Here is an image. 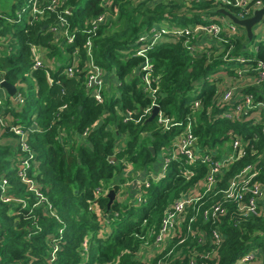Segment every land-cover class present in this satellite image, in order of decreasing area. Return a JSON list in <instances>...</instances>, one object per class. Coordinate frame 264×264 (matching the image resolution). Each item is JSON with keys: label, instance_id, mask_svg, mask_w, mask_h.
I'll use <instances>...</instances> for the list:
<instances>
[{"label": "trees", "instance_id": "16d2710c", "mask_svg": "<svg viewBox=\"0 0 264 264\" xmlns=\"http://www.w3.org/2000/svg\"><path fill=\"white\" fill-rule=\"evenodd\" d=\"M26 2L12 0L13 14ZM63 6L70 8L68 25L75 37L61 47L47 26L54 23ZM63 6L55 11L46 10L42 19L31 22L13 23L0 18V70L23 96L21 104L5 108L2 115L6 125L0 126V179L6 177L14 193L27 201L26 208H21L0 199V264H50L48 253L55 237L59 249L51 264H146L141 262L140 253L148 232H158L165 209L204 178L207 163L186 164L183 155L170 159L163 175L150 178L149 185L142 187L144 200L139 204L114 200L108 206V197H96V188L118 176L124 168L123 161H129L135 169H149L157 154L170 147L182 132L194 99L201 101L193 124L199 149L211 153L236 137L249 144L247 154L229 166L219 187H226L232 176L252 162L259 170L258 179L263 181L264 119L257 123L224 115L230 108L222 100V93L236 81L234 65L238 63L226 62L222 56L231 47L230 55L264 61V43L259 42L252 53L247 49L248 37L244 32L239 37H225L224 49L210 46L194 55L186 48V43L192 41L190 35L169 37L150 48L147 56L153 65L151 75L157 78V103L164 116L182 123L162 130L157 118L146 117L136 122L150 103L138 73L144 59L135 55L140 47L136 39L142 30L160 21L181 27L204 23L208 17L218 21L223 9L220 4L215 0H65ZM224 8L233 14L238 12L235 7ZM105 10L109 12L108 19L91 35L93 59L103 70L113 73L119 84L117 94H106L104 101L98 103L84 87L85 30L91 19ZM32 45L44 47L46 61L54 62L49 78L43 68H32ZM76 50L81 70L68 77L64 70ZM220 73L232 79L231 83L222 85ZM243 91L264 101V82L260 89L248 86ZM127 112L131 118L124 120ZM33 116L38 125L28 136V144L35 153L36 164L28 169V174L58 218L48 213L45 204L28 213L36 198L16 175L19 150L16 136L7 124H29ZM99 120L102 123L95 128ZM85 131L81 141L72 139L68 144L67 139L61 138L62 133L71 138ZM118 138L123 140L122 145L116 144ZM185 168L196 172L188 180L181 172ZM113 188L117 191L119 185L114 184ZM219 198L222 199L220 194L204 198L200 210ZM226 207L219 224L223 241L215 255L200 257V253L211 252L214 247L209 243L200 245L191 236L179 243L182 231L148 264H158L159 260V264H192L191 259L195 264H237L250 252L264 251V212L239 219L234 203L229 202ZM101 214H107V218ZM105 225L106 232L102 229ZM195 225H200L208 235L214 227L210 221L203 223L201 215ZM60 227L62 233L58 234ZM151 235L149 241L154 238ZM86 237L88 244L84 250L82 242ZM170 248L171 254L165 256Z\"/></svg>", "mask_w": 264, "mask_h": 264}, {"label": "built area", "instance_id": "2783aa9c", "mask_svg": "<svg viewBox=\"0 0 264 264\" xmlns=\"http://www.w3.org/2000/svg\"><path fill=\"white\" fill-rule=\"evenodd\" d=\"M65 0H27L26 4L19 8L14 17L8 15H2L0 18H4L7 22H22L26 20L31 22L33 19H42L46 14V10L55 11L56 8L63 6ZM168 1V0H164ZM203 1V0H195ZM220 4V8L224 6H231L238 9L237 14H234L239 19H244L253 15L254 11L264 6V0H215ZM70 12V8L63 6V9L59 11L55 17L54 23L47 26V31L53 33L56 40H63L64 43H71L74 40L75 35L69 30L67 15ZM233 14V13H232ZM109 17V12H104L94 16L89 27L85 30L87 37L85 39L86 57L84 60L83 69L84 74V87L89 96L94 98L96 102L102 103L105 95L107 94L106 82L104 79L107 73L100 66L94 63L93 59V42L91 35L96 32L98 27L102 25ZM204 23L196 24L189 27H181L173 22L160 21L153 24L150 28L142 30L136 43L140 44V47L136 50L135 55L143 57V62L138 69V73L141 74V81L144 91L150 99L149 105L142 109L137 121L142 118L149 117L152 109L157 106L159 108L155 118L162 130H167L172 126L181 125V122H176L170 117L163 115L157 103V96L159 92L158 85L156 84V77H152L151 71L153 68L150 58L147 56V52L154 45L169 37H178L182 35H190V42L186 43V48L191 54H198L203 52L198 48L197 39L201 36H207L216 42L217 48L224 49L223 46L227 42L225 37H239L238 25L233 23L227 16L221 15L218 21H213L212 18H204ZM264 24V15L260 21ZM254 37V35H253ZM261 42V41H260ZM2 43V41H1ZM231 48V47H230ZM230 48L226 49L222 59L226 62L238 63L235 66V74L237 81H244L241 85L233 84L227 87L222 93V100L229 106L230 110L225 112L224 115L228 118L239 119L245 117L253 122H260L264 119V101L255 100V95L252 92H244L243 89L248 86H253L260 89L264 82V61L258 60L253 62L252 58L244 57L241 55H230ZM45 48L40 45L31 46V58L32 68H43L46 72L47 78H49V72L53 69L54 62L46 61ZM257 50V44L253 45L254 53ZM80 57L77 50L72 54V61L65 68L64 72L68 77L75 76L81 69L79 66ZM5 78L2 76L0 70V84ZM119 82H117V85ZM1 87V85H0ZM14 95H8L7 97L0 96V126H5L6 122L3 118V112L5 108H13L14 104H21L23 102V96L18 92V87ZM3 88V87H2ZM7 103V104H6ZM201 107V101L194 99L191 102V114L186 117L183 123L182 132L174 138L170 147H165L161 150L164 155L163 163L161 165V171L153 175H149L148 178L143 180L139 185L140 193L132 201V203L139 204L144 199L141 195L143 186L149 185L150 178H159L163 175L165 168L167 167L170 159L177 158L179 155L185 157L186 164H192L196 161L207 163V171L204 178L201 181L196 182L186 192L181 193L179 197L174 199L172 203L165 209L159 230L154 234V230L148 232L147 239L142 245V250L148 247L156 248L159 253H163L166 248L169 247L174 237L182 233V236L178 242H183L189 236L195 238L200 245L209 243L214 247L211 252L199 254L200 257H208L209 255H215V250L220 247L223 241V234L220 232L219 224L220 219L227 212L226 204L232 202L235 204V209L239 219L247 218L251 215H259L264 212V180L258 179L259 170L255 168V162L248 163L238 171L226 187L220 188L219 183L229 166L235 161L243 158L247 154L248 141L236 137L227 141L224 148L227 151L221 153L220 146L215 151L209 152L199 149L196 143V136L193 133V124L195 121V115ZM130 113L124 114V120L130 119ZM36 116L32 117L29 124L17 123L7 124L9 130L16 136L17 149L19 154L17 156V171L16 175L20 181L26 185V189L29 193H32L36 198V201L32 204L28 213L33 208L46 205L48 213L56 218L58 216L54 212L51 204L47 201L46 197L39 190L38 185L34 178L28 174V169L32 165L36 164L34 159L35 153L30 149L28 144V136L37 129ZM87 131L82 134L81 139L85 137ZM61 138L67 139V143L73 142V138H69L65 133L61 134ZM77 141V140H76ZM80 141V140H79ZM253 152L255 150L251 149ZM124 168L122 171L133 175V166L129 161H123ZM182 175L186 180L195 175V171L189 168H185L182 171ZM109 186L103 184L96 188V197L107 193ZM220 194L221 200H212L207 206L200 210L201 205L204 204V198L216 196ZM0 199L8 204L20 205L21 208H26L27 201L25 198L17 196L6 177L0 179ZM114 201V200H113ZM44 205V206H45ZM90 208H94L92 205ZM117 214V213H116ZM198 215H201L202 222H211L214 227L211 229L210 235L200 226L193 224L196 222ZM104 218H107V214H101ZM188 217V218H187ZM187 219V221H186ZM186 224L184 225V223ZM37 226V225H36ZM185 231V233H184ZM62 233V227L58 229V234ZM153 234L154 238L150 240V236ZM185 234V235H184ZM87 239L82 242L84 250L87 249ZM50 251L48 253V261L51 262L55 259L56 252L59 249L58 238H53L50 243ZM173 248L168 249L166 254L170 255ZM193 253H196L195 251ZM209 253V254H208ZM167 255V256H168ZM256 253L250 252L243 256L237 264H247L254 260ZM161 261H158V264ZM192 264H195L191 259Z\"/></svg>", "mask_w": 264, "mask_h": 264}, {"label": "crops", "instance_id": "0c3cea01", "mask_svg": "<svg viewBox=\"0 0 264 264\" xmlns=\"http://www.w3.org/2000/svg\"><path fill=\"white\" fill-rule=\"evenodd\" d=\"M244 29V28H243ZM245 32V31H244ZM239 30V34L244 33ZM246 33V32H245ZM207 36H201L197 39L198 48L200 50H204L206 47L209 48V46H216V42L211 39L207 40ZM209 41V42H208ZM264 43V41H262ZM58 45L61 47L63 46V40H58ZM105 82H106V89H107V96L117 94V79L114 76L113 73H106L104 76ZM239 84L241 85L244 83V81H234L233 84ZM0 96L1 97H7V92L4 88L0 87ZM72 138L74 140H82L81 136L77 133L72 135ZM116 144L122 145L123 140L121 138H118ZM225 145V144H224ZM224 145L220 147V152L223 153L227 151V148H224ZM161 152V151H160ZM164 155L162 154V160L160 163L152 165L149 169H135L133 168V175H130L129 173H125L124 171H121V173L114 178V181H111L108 186L113 188V185H119V189L115 191V197L114 200H116L119 203H129L132 202L140 193L139 185L143 180L149 177V175H153L155 173H158L161 171V165L163 163ZM123 193V195H122ZM256 257L254 260L250 261L248 264H264V251L261 249H258L255 251Z\"/></svg>", "mask_w": 264, "mask_h": 264}, {"label": "rangeland", "instance_id": "374dc122", "mask_svg": "<svg viewBox=\"0 0 264 264\" xmlns=\"http://www.w3.org/2000/svg\"><path fill=\"white\" fill-rule=\"evenodd\" d=\"M139 2L142 1V0H138ZM180 1V0H178ZM11 3H12V0H0V11L4 12V14L6 15H10L11 17H13L15 15V13L13 14V12L11 11ZM152 4V3H151ZM242 31L244 32L245 30L238 25V31ZM243 34V33H242ZM241 34V35H242ZM253 35L254 37L252 39H249L248 38V42H247V49L250 51L253 50V45H256L258 44L260 41H264V24L259 22L258 24H256L253 28ZM2 39H0L1 41ZM207 40H211V38H207ZM209 42V41H208ZM210 47V46H209ZM205 50H208V47L205 48ZM232 67V66H231ZM223 76L222 77V80H223V84L222 85H226L228 83H231L230 81L232 79L226 77L225 74L223 73H220L218 74V76ZM234 83V81H233ZM220 84V83H219ZM0 141H2L0 139ZM162 152H159L157 154V157H156V160L155 162L152 164L154 166V164L156 163H160L161 160H162ZM115 178V177H114ZM114 178L111 180V181H114ZM110 183V182H109ZM106 186H108V184H105ZM114 189V188H112ZM111 190V187H109V191ZM108 191V192H109ZM115 191V190H114ZM108 192L105 194L103 193V195H106L108 194ZM123 195V193H122ZM105 232L108 230V226H104L102 228ZM102 231V230H101ZM103 232V231H102ZM87 239V242H88V237H86ZM161 253H159V250L157 251L156 248H153V247H148V248H145L142 250V252L140 253V256H141V262H145L146 264L150 263L151 259L153 258V256H156V255H160ZM168 254H165V256H167Z\"/></svg>", "mask_w": 264, "mask_h": 264}, {"label": "water", "instance_id": "95a60500", "mask_svg": "<svg viewBox=\"0 0 264 264\" xmlns=\"http://www.w3.org/2000/svg\"><path fill=\"white\" fill-rule=\"evenodd\" d=\"M220 12L227 16L233 23L241 26L242 28H244L246 35L249 39L253 38V28L256 24H258L263 15H264V6L260 9H257L254 11L253 15L244 19H239L237 18L234 14L230 13L229 11L225 10V9H220ZM1 87H3L6 92L8 93V95H14V93L16 92V87L15 85L7 82L6 80L1 82ZM159 108L157 106H155L152 109V112L149 116V120L155 118L156 114L158 113ZM102 123V120H99L96 125L95 128L99 127V125ZM151 150L153 151V149L151 148ZM111 159V158H110ZM108 206H110L113 203L114 197H115V191L114 189H111L108 194Z\"/></svg>", "mask_w": 264, "mask_h": 264}]
</instances>
